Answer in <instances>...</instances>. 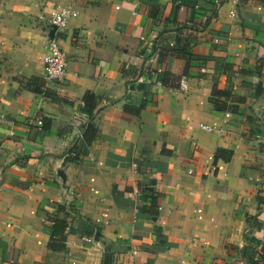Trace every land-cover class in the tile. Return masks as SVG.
<instances>
[{
    "label": "crops",
    "instance_id": "crops-1",
    "mask_svg": "<svg viewBox=\"0 0 264 264\" xmlns=\"http://www.w3.org/2000/svg\"><path fill=\"white\" fill-rule=\"evenodd\" d=\"M180 1L0 0V264H264V0Z\"/></svg>",
    "mask_w": 264,
    "mask_h": 264
},
{
    "label": "built area",
    "instance_id": "built-area-1",
    "mask_svg": "<svg viewBox=\"0 0 264 264\" xmlns=\"http://www.w3.org/2000/svg\"><path fill=\"white\" fill-rule=\"evenodd\" d=\"M175 5H182V2L176 1ZM77 16V13L71 11L68 8L55 9L50 12L47 25H46V40H47V55L45 58V71L43 80L45 82H61L64 80L67 70L68 62L66 52L62 47V35L67 29L68 23L71 18ZM188 26L191 25V22L187 23ZM144 40V38H142ZM151 61H153L151 59ZM160 72V71H159ZM204 73L205 70H202ZM264 81V75H263ZM161 85V83H158ZM180 90L187 91V78L182 77L179 82ZM39 125H42V121L38 122ZM204 129L211 131L210 127H204ZM258 140H262L264 136L262 134L257 135ZM54 225V224H53ZM84 240H88L84 238ZM255 262L261 261V257L256 255L254 258Z\"/></svg>",
    "mask_w": 264,
    "mask_h": 264
},
{
    "label": "trees",
    "instance_id": "trees-1",
    "mask_svg": "<svg viewBox=\"0 0 264 264\" xmlns=\"http://www.w3.org/2000/svg\"><path fill=\"white\" fill-rule=\"evenodd\" d=\"M176 1H179V0H176ZM177 79L181 80L180 78H177ZM165 84L167 86L171 87L170 83H169V80L166 81ZM216 94L217 95H219V94L223 95L224 94V96H227L225 93H216ZM85 105L88 108L90 116L93 117L94 111L96 110V108L98 106L97 98L95 97L94 94L87 93V95L85 97ZM144 109H145V105L143 104L140 107H125L124 108V112L126 114H130V115L134 116L135 118H139L141 116L142 112L144 111ZM96 133H97V130L95 129V126L92 123H90L89 124V128H88V133H86V135H85L86 142L93 141L96 138ZM228 156H231V153L226 152L224 150H218L215 159L217 160L218 158H224V159L228 160ZM57 226H58V223L55 222L54 223V228H55L56 231H54V233H53V236H52L53 239H56V238H58V236H60L59 229L57 228Z\"/></svg>",
    "mask_w": 264,
    "mask_h": 264
},
{
    "label": "water",
    "instance_id": "water-1",
    "mask_svg": "<svg viewBox=\"0 0 264 264\" xmlns=\"http://www.w3.org/2000/svg\"><path fill=\"white\" fill-rule=\"evenodd\" d=\"M261 88H262V84L259 85L258 92L261 90Z\"/></svg>",
    "mask_w": 264,
    "mask_h": 264
}]
</instances>
